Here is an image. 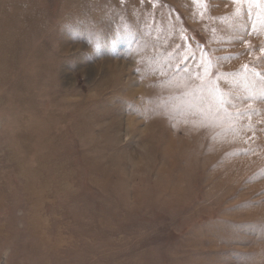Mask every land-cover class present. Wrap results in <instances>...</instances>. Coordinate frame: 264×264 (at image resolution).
Segmentation results:
<instances>
[{
	"label": "rangeland",
	"instance_id": "obj_1",
	"mask_svg": "<svg viewBox=\"0 0 264 264\" xmlns=\"http://www.w3.org/2000/svg\"><path fill=\"white\" fill-rule=\"evenodd\" d=\"M0 264H264V0H0Z\"/></svg>",
	"mask_w": 264,
	"mask_h": 264
},
{
	"label": "snow or ice",
	"instance_id": "obj_2",
	"mask_svg": "<svg viewBox=\"0 0 264 264\" xmlns=\"http://www.w3.org/2000/svg\"><path fill=\"white\" fill-rule=\"evenodd\" d=\"M236 2H239V0H236ZM255 2H257V3H258V2H259V0H255ZM237 11H239V9H237Z\"/></svg>",
	"mask_w": 264,
	"mask_h": 264
},
{
	"label": "bare ground",
	"instance_id": "obj_3",
	"mask_svg": "<svg viewBox=\"0 0 264 264\" xmlns=\"http://www.w3.org/2000/svg\"><path fill=\"white\" fill-rule=\"evenodd\" d=\"M31 137V136H30ZM23 138V137H22ZM26 138V137H25ZM31 139V138H30ZM24 140V139H23Z\"/></svg>",
	"mask_w": 264,
	"mask_h": 264
}]
</instances>
